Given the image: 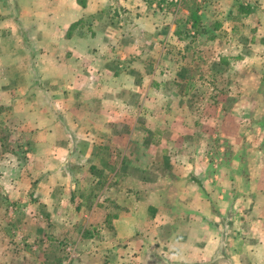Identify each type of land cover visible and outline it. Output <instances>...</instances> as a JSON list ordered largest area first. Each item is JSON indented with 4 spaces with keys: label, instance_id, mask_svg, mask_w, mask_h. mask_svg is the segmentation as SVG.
<instances>
[{
    "label": "crops",
    "instance_id": "obj_1",
    "mask_svg": "<svg viewBox=\"0 0 264 264\" xmlns=\"http://www.w3.org/2000/svg\"><path fill=\"white\" fill-rule=\"evenodd\" d=\"M182 1L0 0V121L34 141L33 154L24 152L30 171L0 175V264H45L12 250L10 232L35 248L64 228L68 206L82 215L101 198L117 204L113 215L103 212L104 231L113 242L106 250L119 244L113 256L123 264H137L142 251L152 264H264V162L252 135V119L264 116V66L246 58L254 79L218 78L230 57L218 48V32L210 49L199 41L204 31L177 29ZM212 3L217 10H199L201 21L229 14L260 22L254 36L264 38V0ZM209 54L216 67L205 71L212 94L200 116L223 118L232 150L247 152L246 174L238 158L221 166L204 154L175 156L197 123L187 122L195 113L187 101L207 85L197 74ZM224 92L235 98L230 109ZM148 149L158 164L148 162ZM9 155L0 161L11 167Z\"/></svg>",
    "mask_w": 264,
    "mask_h": 264
},
{
    "label": "rangeland",
    "instance_id": "obj_2",
    "mask_svg": "<svg viewBox=\"0 0 264 264\" xmlns=\"http://www.w3.org/2000/svg\"><path fill=\"white\" fill-rule=\"evenodd\" d=\"M9 3L11 6L13 5V1L15 0H4ZM181 1V0H180ZM210 2L208 5H201L199 0H183L182 8L177 9V18L176 25L177 29L180 32L187 31V25H191L195 29L199 31H204V38L199 39L200 43L205 42L207 47L211 49L216 47L217 45L213 44L212 36H215V33L218 32V48L221 52L224 53V57H230L229 61H224L219 64L217 73L219 74L218 78L220 79H232L233 77L238 78L240 75L244 78L250 77L254 79L252 73H255L257 69L249 71V67L251 66L248 63L249 59L253 58L257 63H262L264 66L263 60V49L264 46V38H260L259 36L256 38L254 35H260L257 32V27L255 25L260 24L255 21H247L246 19L242 20H233L232 15L227 14L226 16H222V20H215L211 17H207L206 21H201L200 17L203 15L197 14L199 10H217V7L213 6V0H208ZM179 4V3H178ZM177 5V4H176ZM190 10V14L187 15L183 10ZM175 9L173 8V12ZM17 12V11H16ZM222 15H225V11L220 10ZM235 57L236 59H231ZM238 57V58H237ZM261 58V59H260ZM204 68H202L201 72H198V76L200 78H204L207 81V85H205L202 89H198V92H195L196 95H189V99L187 101V106L195 112L193 115L189 116L187 122H193L197 120L195 123L194 130H191L188 133L189 140H185L181 142V148L176 149L177 153L175 156L180 158L193 157L194 155L204 154L209 159L221 166H229L232 158H238L240 163V168L242 174H246L249 168L248 163L246 162V158L243 156L246 154L244 148H239V151H233V145H231V138L227 136H223L221 134V127L223 118H216L213 120L207 116L202 115L201 112L208 113L207 111V96L212 94V89L208 86L209 80L208 77H205L206 72H215L216 64L212 59V55H207V60L204 63ZM206 71V72H205ZM193 76L192 71H187V76ZM263 80V81H262ZM263 86H261L260 92L264 93V78L261 79ZM204 94V100L200 101V94ZM224 105L228 107V109L232 108L234 104L235 98L230 96L229 93L224 92ZM242 109V108H240ZM200 116V117H199ZM253 126L255 127V131L252 135L255 137L254 142L259 144V148L261 149V154L258 153V157L264 162V116L257 117L252 119ZM14 127H17L18 121H14ZM0 123L5 126H1L0 128V142L2 143L0 148V157L5 154V157L9 156L15 160L14 166L8 167L7 164H2L0 161V175L4 176L7 173H14L15 175H24L30 171V167H28V160L24 155V152H30V155L33 154V151L30 147L33 148L34 141L31 139L29 134H16L13 135L9 132L11 128V124H7L6 122L0 121ZM251 135H243L244 140L248 141V137ZM187 137V135L185 136ZM185 144V147L183 148ZM23 145L26 146V150L22 149ZM22 147V148H21ZM28 148V149H27ZM149 154H151V158L148 159L149 163L158 164L159 157L156 155L154 149H148ZM65 148L61 151V155L65 154ZM138 155V154H137ZM257 157V153L254 154ZM109 157V156H108ZM163 160V158H161ZM229 168V167H225ZM32 169V168H31ZM149 173V172H148ZM187 173V170H186ZM151 175V174H150ZM176 176V175H175ZM44 185L47 183H43ZM0 189H2V185H0ZM34 193V192H33ZM3 194H0V197ZM32 195V194H31ZM28 199L30 201L38 200V198L31 197L28 194ZM23 201V200H21ZM38 202V201H37ZM37 202L32 203L33 207H36ZM0 203L2 204V200L0 199ZM27 203L20 202L19 207L21 205ZM95 203L94 199L88 198L85 201V205L91 207V205ZM37 204V205H36ZM15 208L16 204H14ZM117 204L115 200L110 198L100 199L96 204L95 210L91 212L90 209L84 208L85 211L82 215H78L75 213L72 206H68L66 209V213L63 215L62 223L63 229L55 230L54 233L50 235L54 238L52 241H43L41 243H36L35 248L32 247V244L26 242V238H16V234L11 231L10 237L8 238V244L12 245V250H16L17 248L21 251H26V253H31V256L34 259H41L45 264H62L63 262L68 261V264H123L119 259L115 258L113 255H119L122 251L121 246L115 245L113 247V251L106 250V247H109L113 244V242L109 241L108 230L104 231L105 224L107 223V218L105 219L104 210L108 208L110 210V214L112 215L116 213L115 207ZM13 210L14 207H12ZM72 211V213H68ZM107 214V212H106ZM108 214L109 216H111ZM223 222L225 226L229 224L226 222V217L223 216ZM68 224V226L64 225ZM170 229L173 228L171 224H168ZM52 226V225H51ZM240 227L239 225H237ZM33 229V228H32ZM29 232V231H27ZM32 234L34 231H31ZM106 233V234H105ZM108 235V236H107ZM93 239V240H91ZM70 246L72 252L70 255L65 256L66 247ZM147 250V249H146ZM142 255L139 256V261L137 264H152V260L147 257V251H142ZM23 254V253H22ZM112 255V256H111Z\"/></svg>",
    "mask_w": 264,
    "mask_h": 264
},
{
    "label": "built area",
    "instance_id": "obj_3",
    "mask_svg": "<svg viewBox=\"0 0 264 264\" xmlns=\"http://www.w3.org/2000/svg\"><path fill=\"white\" fill-rule=\"evenodd\" d=\"M168 1H170V2H173V1H175V0H168ZM179 1V0H178ZM71 252H72V249H71V247L70 246H67L66 247V250H65V256H68V255H70L71 254ZM62 264H68V261H66V262H63Z\"/></svg>",
    "mask_w": 264,
    "mask_h": 264
},
{
    "label": "trees",
    "instance_id": "obj_4",
    "mask_svg": "<svg viewBox=\"0 0 264 264\" xmlns=\"http://www.w3.org/2000/svg\"><path fill=\"white\" fill-rule=\"evenodd\" d=\"M161 2H164V0H161ZM244 12V9L242 7H239V13Z\"/></svg>",
    "mask_w": 264,
    "mask_h": 264
}]
</instances>
